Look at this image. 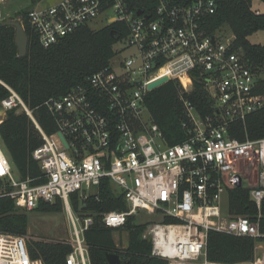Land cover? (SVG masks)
<instances>
[{"label": "built area", "instance_id": "1", "mask_svg": "<svg viewBox=\"0 0 264 264\" xmlns=\"http://www.w3.org/2000/svg\"><path fill=\"white\" fill-rule=\"evenodd\" d=\"M153 2V14L134 10L129 0H61L29 12V24L44 49L107 16L109 25L129 27V36L115 48L116 57L129 53L115 63L116 57L111 60L87 86L44 103L57 126L52 135L20 95L2 83L10 95L0 108L6 114L24 112L43 143L33 152L42 174L27 178L0 144V200L11 199L27 212L40 202L62 200L72 233L71 241L61 242L73 248L67 264H90L84 235L93 223L73 211L70 198L79 194L85 201L106 179L124 197L128 210L105 213L104 225L122 230L128 217L141 212L153 216L143 233L152 243L153 256L168 264H222L207 258L209 233L216 232L263 239L256 243L254 260L243 264H264V252H256L264 250V138L241 141L231 131L264 108V66L254 69L236 50L233 35L208 31L206 19L216 11L215 0ZM192 74L204 83L215 113L202 116L181 96L187 138L169 146L147 108V97L172 80L191 93L196 83ZM162 78L168 82L150 90L149 85ZM237 188L250 190L257 210L252 218L232 212L230 193ZM0 264L44 263L31 259L27 236L0 233Z\"/></svg>", "mask_w": 264, "mask_h": 264}, {"label": "trees", "instance_id": "2", "mask_svg": "<svg viewBox=\"0 0 264 264\" xmlns=\"http://www.w3.org/2000/svg\"><path fill=\"white\" fill-rule=\"evenodd\" d=\"M40 0H32L36 3ZM136 9L153 14V0H129ZM254 0H215L216 11L206 19L210 33L227 28L235 37V48L241 50L254 69L264 66V45L252 44L250 36L264 31V14L252 9ZM264 3V0H259ZM181 2V1H179ZM23 13L22 24L29 38L27 55L20 58L15 44L16 29L12 26L0 27V102L10 92L3 86L7 84L15 90L23 101L34 110L35 117L46 133H56L57 126L44 103L52 97L66 95L78 86H87L88 80L100 70L108 67L117 51L116 44L126 39L130 30L125 23L116 22L101 29L84 26L75 33L61 39L48 49L39 44L37 33L30 26L28 14ZM181 96L190 101L202 116L215 113L213 102L203 82H196L191 93H184L178 81L172 80L149 93L147 108L164 134L169 146L182 143L187 134L182 122L185 120ZM241 141L264 138V108L248 117L247 121L231 128ZM43 143L41 134L31 119L20 109L7 112L0 124V144L7 153L22 178L42 174L39 164L33 159V152ZM73 211L81 218H92L93 223L85 232L90 264H107V253H116L122 264H168L152 255V243L143 239L145 224H138L135 217H128L122 230H114L104 225L102 216L109 212H125L128 206L121 194L116 193L106 179L94 195L85 201L79 194L70 198ZM230 206L238 216L252 218L257 214L250 200V190L237 188L230 193ZM65 211L62 200L40 202L31 212L59 214ZM263 218L260 224L264 234ZM29 213L16 208L11 199L0 200V233L14 236H27ZM166 223L175 222L165 220ZM126 234V245L117 244L115 234ZM259 241H263L260 239ZM252 238L235 237L210 232L207 244V258L222 264H243L255 258L256 243ZM120 243V241H119ZM31 259L42 260L44 264H67L66 258L73 251L70 245L61 242L32 240L28 242Z\"/></svg>", "mask_w": 264, "mask_h": 264}, {"label": "rangeland", "instance_id": "3", "mask_svg": "<svg viewBox=\"0 0 264 264\" xmlns=\"http://www.w3.org/2000/svg\"><path fill=\"white\" fill-rule=\"evenodd\" d=\"M60 1L61 0H40L36 3H33L32 0H0V23L16 21L22 24L24 12L30 9L33 10L37 7H50ZM252 9L257 13L259 12L260 14H264V3L260 2L259 0H254L252 2ZM109 15H111V13H109ZM108 21L109 20L107 16H102L92 22L89 27L94 30L101 29L109 25ZM220 33L228 37L232 35V33L227 28L221 30ZM249 41L252 44L264 45V31H260L250 36ZM115 48L118 50L119 46H116ZM128 53L129 52L119 54L113 60V63L126 57ZM244 186H247L246 182L244 183ZM153 218V216H149L144 212H141L139 217H135V221L138 224H145L147 226V224H149ZM71 236V224L66 209L64 212L59 214H41L38 212L29 213V226L27 234L28 242L32 240H45L49 243L69 242L71 241ZM115 238L117 244L122 243L121 246L126 245L121 232L116 233ZM256 252L258 253L257 256H261L264 250H257Z\"/></svg>", "mask_w": 264, "mask_h": 264}, {"label": "water", "instance_id": "4", "mask_svg": "<svg viewBox=\"0 0 264 264\" xmlns=\"http://www.w3.org/2000/svg\"><path fill=\"white\" fill-rule=\"evenodd\" d=\"M141 14H142L141 11L137 12V15L140 16ZM4 26H12L16 29L15 44L18 48L19 57L24 58L27 55L28 45H29V38H28V35L24 29V26L20 22H16V21H9L6 23H0V27H4ZM192 77H193L195 82L200 81V78L198 75L192 74ZM166 82H168V78H162V79L150 84L149 88H150V90H154V89L162 86ZM6 115H7L6 112L2 108H0V120L5 118ZM58 136L61 139V141L64 143L65 147L68 148V144L66 143L64 136L62 134H59ZM236 186L237 187L241 186V180L239 177L237 178ZM123 238L126 242L127 241L126 234H124ZM106 261H107V264H122L120 256L116 253H107Z\"/></svg>", "mask_w": 264, "mask_h": 264}, {"label": "bare ground", "instance_id": "5", "mask_svg": "<svg viewBox=\"0 0 264 264\" xmlns=\"http://www.w3.org/2000/svg\"><path fill=\"white\" fill-rule=\"evenodd\" d=\"M184 84H185V86H189L190 85V81L188 80V79H186L185 81H184Z\"/></svg>", "mask_w": 264, "mask_h": 264}]
</instances>
